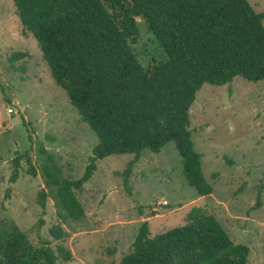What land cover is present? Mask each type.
<instances>
[{
  "label": "trees",
  "instance_id": "obj_1",
  "mask_svg": "<svg viewBox=\"0 0 264 264\" xmlns=\"http://www.w3.org/2000/svg\"><path fill=\"white\" fill-rule=\"evenodd\" d=\"M12 1L55 83L98 139L77 179L62 177L52 156L51 164L41 166L60 218L84 216L75 191L92 176L98 159L133 154L123 171L127 187L142 151L156 153L169 141L181 157L187 183L201 196L212 192L188 127L190 107L204 83L264 79V11L256 12L248 0ZM137 17L166 54L149 68L132 46L139 35ZM28 55L14 51L9 60ZM14 154L12 182L20 160L30 162L27 152ZM259 197L260 192L257 202ZM49 234L51 239L34 246L24 231L10 225L0 232V264H61L71 259L63 245L51 247L52 240L66 236L64 228L54 224ZM248 253L249 247L235 244L213 214L195 206L185 223L162 233L151 235L143 221L118 264H247Z\"/></svg>",
  "mask_w": 264,
  "mask_h": 264
},
{
  "label": "rangeland",
  "instance_id": "obj_2",
  "mask_svg": "<svg viewBox=\"0 0 264 264\" xmlns=\"http://www.w3.org/2000/svg\"><path fill=\"white\" fill-rule=\"evenodd\" d=\"M248 2L256 12L264 11V0ZM136 21L139 35L132 46L149 68L166 54L144 20ZM14 51L29 55L10 61ZM0 83V123L6 120L0 132V232L16 225L38 246L40 239H51V226L60 224L66 236L52 240L51 247L61 244L71 252L61 264H118L143 221L155 235L182 225L199 206L217 218L235 244L249 247L247 264H264V79L204 83L196 92L188 127L204 177L212 184L209 195H199L187 183L181 157L169 141L156 153L142 151L127 187L123 171L133 154L98 159L92 176L75 191L84 209L79 220L58 216L41 166L51 164L52 156L62 177L77 179L98 139L55 83L12 0H0ZM10 102L17 109L11 114ZM16 150L27 152L30 162L20 160L12 182Z\"/></svg>",
  "mask_w": 264,
  "mask_h": 264
},
{
  "label": "crops",
  "instance_id": "obj_3",
  "mask_svg": "<svg viewBox=\"0 0 264 264\" xmlns=\"http://www.w3.org/2000/svg\"><path fill=\"white\" fill-rule=\"evenodd\" d=\"M9 104H11V106H14L12 102H10ZM14 108H15V111H14V112H16L17 109H16L15 106H14ZM14 112H12V113H14ZM6 113H7V112H6ZM7 114H8V113H7ZM10 114H11V113H10ZM3 121H6V120H2V121H1V123H0V132H3V130H1V128H2L1 124H2ZM8 127H9V126H8ZM4 130H7V129H4Z\"/></svg>",
  "mask_w": 264,
  "mask_h": 264
},
{
  "label": "built area",
  "instance_id": "obj_4",
  "mask_svg": "<svg viewBox=\"0 0 264 264\" xmlns=\"http://www.w3.org/2000/svg\"><path fill=\"white\" fill-rule=\"evenodd\" d=\"M14 111H15L14 106H10V107H8V109H7V112H8V113H12V112H14Z\"/></svg>",
  "mask_w": 264,
  "mask_h": 264
}]
</instances>
